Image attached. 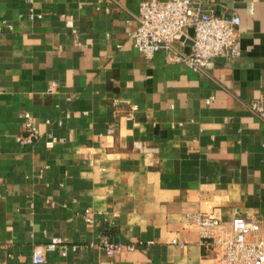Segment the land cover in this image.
Segmentation results:
<instances>
[{
  "label": "crops",
  "instance_id": "obj_1",
  "mask_svg": "<svg viewBox=\"0 0 264 264\" xmlns=\"http://www.w3.org/2000/svg\"><path fill=\"white\" fill-rule=\"evenodd\" d=\"M142 1L0 0V264H221L191 215L264 221V0H201L240 53L200 72L132 45Z\"/></svg>",
  "mask_w": 264,
  "mask_h": 264
},
{
  "label": "built area",
  "instance_id": "obj_2",
  "mask_svg": "<svg viewBox=\"0 0 264 264\" xmlns=\"http://www.w3.org/2000/svg\"><path fill=\"white\" fill-rule=\"evenodd\" d=\"M239 17L224 18L203 7L201 0H144L139 4L136 27L129 33L132 45L146 58L163 50L174 60H182L195 71L217 56L234 58L240 53L238 37ZM191 28L189 51H178L185 29ZM53 84L48 89L51 90ZM249 110L264 122V99L251 100ZM20 143L31 144L39 136L38 127L29 113L23 115ZM49 122L48 120L46 121ZM51 146V141L47 143ZM190 219L199 227L201 239L210 248L219 249L221 264H264V221L234 216L226 227L212 215L193 214ZM60 241L51 238L44 245L32 248L34 263L44 261L43 251L53 250ZM180 246H183L180 244ZM64 247V245H61ZM72 248H74L72 246ZM133 249L134 246H127ZM120 247L105 246L106 254L113 255ZM63 255L64 251L61 252Z\"/></svg>",
  "mask_w": 264,
  "mask_h": 264
},
{
  "label": "water",
  "instance_id": "obj_3",
  "mask_svg": "<svg viewBox=\"0 0 264 264\" xmlns=\"http://www.w3.org/2000/svg\"><path fill=\"white\" fill-rule=\"evenodd\" d=\"M180 40H181V41H184L185 43H188V44H190V41H189V40H187V39H185L184 37H181V38H180Z\"/></svg>",
  "mask_w": 264,
  "mask_h": 264
}]
</instances>
